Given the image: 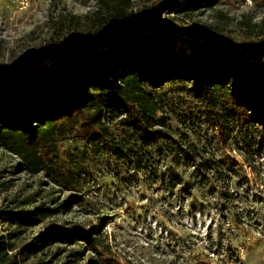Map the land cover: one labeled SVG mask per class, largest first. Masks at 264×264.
Listing matches in <instances>:
<instances>
[{
    "label": "trees",
    "instance_id": "obj_1",
    "mask_svg": "<svg viewBox=\"0 0 264 264\" xmlns=\"http://www.w3.org/2000/svg\"><path fill=\"white\" fill-rule=\"evenodd\" d=\"M101 1L106 25L0 65V148L18 157L25 171L43 173L65 191H80L96 157L116 156L128 166L148 168L149 147L167 136L164 118L158 119L165 108L180 122L204 118L224 137L237 130L245 140L256 125L264 133L263 36L192 27L195 16L213 8L212 0H156L135 17L129 16L132 0ZM165 12L173 15L163 18ZM167 84L186 107L157 93ZM71 138L83 145L63 155L61 143ZM258 150H264L263 138ZM71 201L1 210L0 264H28L57 242L83 245L63 264L85 258V264H104L109 245L78 225L46 228L21 246L15 243L21 227L71 210ZM2 225L15 229L6 234Z\"/></svg>",
    "mask_w": 264,
    "mask_h": 264
},
{
    "label": "rangeland",
    "instance_id": "obj_2",
    "mask_svg": "<svg viewBox=\"0 0 264 264\" xmlns=\"http://www.w3.org/2000/svg\"><path fill=\"white\" fill-rule=\"evenodd\" d=\"M155 1L132 0L129 16ZM241 2L212 0L213 8L195 16L191 25H210L234 37H264V0L245 7ZM107 13L101 0H34L26 10L0 3V65L95 31L107 24ZM173 88L167 84L157 93H168L167 101L186 107L172 94ZM194 107L203 109L198 102ZM161 118L167 136L163 144L149 147L148 168L128 166L116 156L96 157L89 161L90 174L80 191H65L43 173L29 174L18 157L0 148V211L54 208L72 200L71 210L21 227L15 243L21 246L46 228L72 224L90 229L109 245L104 264H264L261 127L256 125L244 140V132L237 130L224 137L204 118L180 122L168 108L159 112ZM112 130L120 135L116 126ZM82 145L75 138L66 139L61 151L67 155ZM2 228L6 234L15 229ZM82 247L57 242L45 246L28 264L38 259L63 264L72 250ZM60 249L65 252L53 258Z\"/></svg>",
    "mask_w": 264,
    "mask_h": 264
},
{
    "label": "built area",
    "instance_id": "obj_3",
    "mask_svg": "<svg viewBox=\"0 0 264 264\" xmlns=\"http://www.w3.org/2000/svg\"><path fill=\"white\" fill-rule=\"evenodd\" d=\"M46 2H51L54 0H45ZM34 0H0V3L12 4L15 5L20 10H26L33 4ZM254 4V0H242L241 6H251ZM173 13L165 12L163 13V17L172 16Z\"/></svg>",
    "mask_w": 264,
    "mask_h": 264
}]
</instances>
